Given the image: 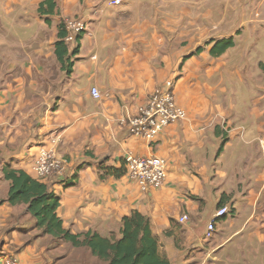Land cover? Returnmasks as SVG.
<instances>
[{"label":"crops","instance_id":"obj_1","mask_svg":"<svg viewBox=\"0 0 264 264\" xmlns=\"http://www.w3.org/2000/svg\"><path fill=\"white\" fill-rule=\"evenodd\" d=\"M43 1L0 0V264H106L7 202L3 168L34 178L41 149L67 162L47 185L73 234L119 236L139 212L171 264H264V0H56L50 26ZM71 18L86 30L68 74L55 44ZM231 37L234 47L211 55V42ZM167 81L187 119L154 143L131 136L127 119ZM130 155L165 158V184L101 180V167L122 169ZM223 206L231 214L208 238Z\"/></svg>","mask_w":264,"mask_h":264},{"label":"trees","instance_id":"obj_2","mask_svg":"<svg viewBox=\"0 0 264 264\" xmlns=\"http://www.w3.org/2000/svg\"><path fill=\"white\" fill-rule=\"evenodd\" d=\"M56 0H44L40 3L38 13L45 17V23L51 25L49 17L55 15ZM67 32L61 26L56 41V56L62 67L69 73L72 67V57L77 55L79 44L70 52L65 42ZM82 36H78L80 42ZM213 44L211 55L220 57L227 50L235 46V38L221 39L211 42ZM200 51V49H199ZM70 67H67V66ZM101 180L106 176L121 177L126 175V166L116 170L113 167H101ZM4 177L11 183L7 202L12 206L26 205L28 212L36 221V227L43 230L45 235H51L61 241L70 243L75 248L87 247L93 256L106 264H171L163 255L158 239L153 235L149 219L139 212L123 219L119 236L112 233L103 237L96 232L73 234L63 226L58 216L60 198L51 188L23 170H16L10 166L3 168Z\"/></svg>","mask_w":264,"mask_h":264},{"label":"built area","instance_id":"obj_3","mask_svg":"<svg viewBox=\"0 0 264 264\" xmlns=\"http://www.w3.org/2000/svg\"><path fill=\"white\" fill-rule=\"evenodd\" d=\"M126 0H112L111 5L119 6ZM67 36V45H76L78 36L86 30V24L80 19H67L64 21ZM176 83L167 81L158 86L140 105L136 113L127 119V125L131 136L143 138L154 143L159 135L170 125L187 119V111L182 108L176 98ZM91 95L99 100L101 93L97 87L91 89ZM67 162L54 152L41 149L33 166V176L36 180L49 184L53 180L64 177ZM126 175L135 182L143 192L161 188L168 176V161L162 157L128 156L125 160ZM228 206L218 209L209 224L207 237L210 238L215 231L217 221L230 214ZM188 220L183 216L180 222ZM5 264H17L16 260L8 258Z\"/></svg>","mask_w":264,"mask_h":264},{"label":"rangeland","instance_id":"obj_4","mask_svg":"<svg viewBox=\"0 0 264 264\" xmlns=\"http://www.w3.org/2000/svg\"><path fill=\"white\" fill-rule=\"evenodd\" d=\"M39 14V13H38ZM71 19H76V18H71ZM61 26H64V20H61L60 22H59V25H58V32H59V29H60V27ZM58 32H57V34H58ZM79 44V41H78V43L76 44V45H71V46H73L74 48L77 46ZM68 73V72H67ZM164 83H166V82H164ZM38 156H39V154L36 156V159L38 158ZM230 214H231V212H230ZM1 251H3V250H0V252ZM0 255H1V253H0ZM75 257L74 256H72V257H70V259L71 260H73ZM76 258H80V259H84V255L83 254H81V256L80 257H76ZM71 264H75V263H71ZM83 264V263H82Z\"/></svg>","mask_w":264,"mask_h":264}]
</instances>
